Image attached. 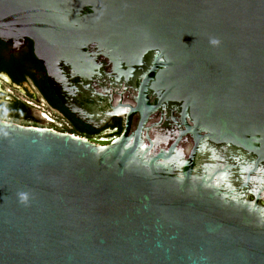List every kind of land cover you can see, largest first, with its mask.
<instances>
[{
  "label": "water",
  "instance_id": "obj_1",
  "mask_svg": "<svg viewBox=\"0 0 264 264\" xmlns=\"http://www.w3.org/2000/svg\"><path fill=\"white\" fill-rule=\"evenodd\" d=\"M11 21L139 87L108 144L0 119V264H264V0H0Z\"/></svg>",
  "mask_w": 264,
  "mask_h": 264
},
{
  "label": "flooded vegetation",
  "instance_id": "obj_2",
  "mask_svg": "<svg viewBox=\"0 0 264 264\" xmlns=\"http://www.w3.org/2000/svg\"><path fill=\"white\" fill-rule=\"evenodd\" d=\"M3 30L0 26V116L9 104L17 101L27 109H23V115L29 112L28 109L37 111L27 102L31 101L43 103L64 116L61 109L70 113L80 121L78 127L92 133L91 139L102 144L110 143L124 132L127 106L136 105L139 79L128 86L120 83L109 56L94 44L87 45L85 54L77 63L55 57L48 65L28 32L19 29L12 21ZM78 63L81 67L75 69ZM1 73L7 74L12 82ZM72 76H75L74 81ZM150 97L152 104L157 103L152 95ZM37 113L41 116L39 111ZM78 116L98 127L83 122ZM160 117V113L157 114L152 122L157 123ZM140 119L139 113L133 115L131 132L138 128ZM171 124L172 119L166 131H170ZM184 146L189 156L194 141L189 139Z\"/></svg>",
  "mask_w": 264,
  "mask_h": 264
},
{
  "label": "built area",
  "instance_id": "obj_3",
  "mask_svg": "<svg viewBox=\"0 0 264 264\" xmlns=\"http://www.w3.org/2000/svg\"><path fill=\"white\" fill-rule=\"evenodd\" d=\"M33 108L39 110L40 112L44 113L48 116V121L46 123L48 124V128H52L54 130H59L63 132L71 133L74 126L58 111L44 105L43 103H34L31 101H27ZM74 134V133H71ZM76 135V134H74ZM95 142H100L96 139H90Z\"/></svg>",
  "mask_w": 264,
  "mask_h": 264
},
{
  "label": "trees",
  "instance_id": "obj_4",
  "mask_svg": "<svg viewBox=\"0 0 264 264\" xmlns=\"http://www.w3.org/2000/svg\"><path fill=\"white\" fill-rule=\"evenodd\" d=\"M24 110H27L24 106L21 105L20 102H14L12 104H9L7 106V108L5 109L4 111V114H3V118L4 117H7V116H11L15 119H22L25 117V115H23L22 111ZM60 109V108H59ZM61 111H63V113L65 114V116L67 118H69L72 123L75 125V127L73 128V130L71 131V133H74V134H77V135H80V136H83V137H86L88 139H91V136H92V133H87L85 132L84 130H82L80 127H78L80 121L77 120L73 115H71L70 113L68 112H65L64 110L61 109ZM25 125H28V124H25ZM35 125V124H34ZM38 126V125H37Z\"/></svg>",
  "mask_w": 264,
  "mask_h": 264
},
{
  "label": "rangeland",
  "instance_id": "obj_5",
  "mask_svg": "<svg viewBox=\"0 0 264 264\" xmlns=\"http://www.w3.org/2000/svg\"><path fill=\"white\" fill-rule=\"evenodd\" d=\"M20 98H23L22 95H19ZM0 119H6L9 121H14L20 124H28V125H38V126H48L46 122H35V121H30V120H22V119H15V118H8V117H2L0 116Z\"/></svg>",
  "mask_w": 264,
  "mask_h": 264
}]
</instances>
